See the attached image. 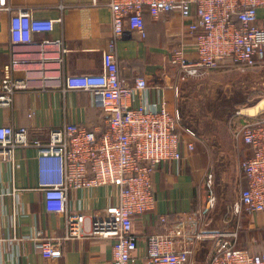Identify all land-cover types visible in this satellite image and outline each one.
<instances>
[{
  "label": "built area",
  "instance_id": "1",
  "mask_svg": "<svg viewBox=\"0 0 264 264\" xmlns=\"http://www.w3.org/2000/svg\"><path fill=\"white\" fill-rule=\"evenodd\" d=\"M113 37L102 54L99 73L57 75L46 72V49L58 47L60 66L68 52L62 39L37 43L41 54V78L44 82L59 81L64 93L94 92L101 99L105 116L103 130L87 129L79 123H65L49 131L48 140L30 139L28 129L13 125L0 126V163L13 166L16 149L33 147L38 152V187L43 192L44 209L64 219L62 238L44 239L36 232L35 248L44 260L62 258L61 245L66 239L102 238L112 241V263L128 264L137 250L133 233L134 218L155 208V187L152 177L165 163L179 162L180 114L166 107L164 89L172 88L178 96L179 82L199 78L223 66L249 72L264 65V29L257 25V9L264 0H109ZM0 12H9L10 53L18 56L19 48L33 44V36L53 31L57 22L36 18L29 8L13 9L8 0H0ZM151 20L174 15L180 22L173 47L165 54L170 79L164 85L149 86L146 77L127 80L120 72L115 53L116 43L125 32L145 38L143 15ZM59 21L61 19H58ZM14 63H18L13 59ZM171 79L173 81H171ZM28 89L19 79L7 75L0 88V107L10 108L15 94ZM229 130L234 141L245 145L247 154L239 162L245 185L232 214L239 219L264 212V115L247 116L237 111L230 119ZM186 150L194 151L198 136L190 129ZM212 175L207 176L208 206L197 211L199 218L215 205L211 192ZM105 187L113 191L116 203H109L102 215L91 219L70 208L69 192ZM20 189H0V215H6L4 200L13 198L18 207ZM98 214V213H96ZM196 215H178L177 222L161 216L164 233L145 240L147 264H192V243L210 239L213 249L207 264H264V232L259 239L261 250L252 252L238 246L239 224L233 229L199 230L187 236L186 227Z\"/></svg>",
  "mask_w": 264,
  "mask_h": 264
},
{
  "label": "crops",
  "instance_id": "2",
  "mask_svg": "<svg viewBox=\"0 0 264 264\" xmlns=\"http://www.w3.org/2000/svg\"><path fill=\"white\" fill-rule=\"evenodd\" d=\"M108 1L8 0L13 9L29 8L34 17L57 22L53 31L35 34L33 44L19 48L17 52L22 54L12 56L9 43L10 14L0 12V88L7 75L28 85V89L15 94L10 108L0 107V126L27 128L30 139H39L42 142L48 140L51 129L59 128L65 123L76 122L90 130H103L106 127L98 94L92 91L64 93L58 80L53 82L42 80L40 69L43 58L39 54L37 43L56 39L64 41V47L68 52L63 57L62 66L57 61L59 48L46 49L45 69L50 74L57 75L61 71L71 75L101 72L102 54L113 37ZM145 23V38H141L137 33L125 32L116 43L115 53L119 69L127 80L143 76L146 77L149 86L164 85L170 81L164 78L169 72L166 70L164 57L174 45L173 36L181 30L180 22L174 15H168L156 21L146 18ZM257 25L264 29V7L257 9ZM13 59L18 63H14ZM262 69L264 65L255 70ZM179 85L181 87V84ZM164 97L170 113L179 111L177 96L172 88L164 89ZM185 128L186 125L182 123L181 161L160 165L152 177L156 200L154 210L134 218L133 233L138 239V244L128 264H147L145 240L150 235L164 233L165 226L159 222L161 216H168L169 221L174 224L180 214L189 216L195 214L197 220L186 227L187 236L206 229L230 230L238 223L239 230L242 229L239 246L254 253L262 248L259 239L262 231L264 232V212L248 215L241 224L242 216L236 219L232 214L234 204L227 206L220 213V203H217L218 205L215 203L212 208L206 210L205 216L198 217L196 212H203L208 206L206 182L208 174L214 173L212 180L216 189L220 187L219 182H216L219 166L211 157H220L225 152L227 154L225 146L231 145L232 142L215 140L217 145L212 146L209 141L205 143L197 138L194 142V151L190 152L186 150L189 137L183 131ZM239 143L244 158L247 152L244 145ZM211 148L217 153L213 154ZM12 156L13 166L9 163H0V189L18 188L20 192L17 208L13 198L4 200L6 215H0V264H113L112 241L102 238L63 240L62 258L58 260L42 258L35 248L36 232H40L44 239L62 238L65 235L64 219L48 214L44 209L43 192L38 187L37 150L33 147L20 148L16 149ZM238 174L240 188L245 185V181L240 173L239 163ZM239 192L240 189L237 197ZM113 194L110 187H100L92 191L69 192L68 199L72 211H81L93 219L95 215L97 217L102 215L109 203L117 202ZM238 199L239 197L237 201ZM192 247L190 263L207 264L213 249V241L195 240Z\"/></svg>",
  "mask_w": 264,
  "mask_h": 264
},
{
  "label": "rangeland",
  "instance_id": "3",
  "mask_svg": "<svg viewBox=\"0 0 264 264\" xmlns=\"http://www.w3.org/2000/svg\"><path fill=\"white\" fill-rule=\"evenodd\" d=\"M178 86L176 103L181 115L180 126L183 123L199 140L209 141L212 146L217 145L215 140L232 142L225 146L227 154L225 152L220 157H211L219 166L216 182H219L220 187L216 189L213 173L210 190L216 198L215 203H220L219 211L222 213L227 206L237 201L240 189L238 163L243 158L240 143L232 140L229 133V122L237 111L250 109L264 101V69L247 72L235 66H223L202 77L179 82ZM256 114L264 115V110ZM215 151L213 154L217 153Z\"/></svg>",
  "mask_w": 264,
  "mask_h": 264
},
{
  "label": "bare ground",
  "instance_id": "4",
  "mask_svg": "<svg viewBox=\"0 0 264 264\" xmlns=\"http://www.w3.org/2000/svg\"><path fill=\"white\" fill-rule=\"evenodd\" d=\"M261 110H264V101H261L259 104L254 107H251L250 109L242 110L241 113L247 116H252Z\"/></svg>",
  "mask_w": 264,
  "mask_h": 264
},
{
  "label": "trees",
  "instance_id": "5",
  "mask_svg": "<svg viewBox=\"0 0 264 264\" xmlns=\"http://www.w3.org/2000/svg\"><path fill=\"white\" fill-rule=\"evenodd\" d=\"M146 18H149L150 19V17H149V15L147 14V13H145L144 15H143V23H145V21H146ZM145 28H146V23H145ZM146 32V31H145ZM241 142V141H240ZM241 144H243L242 142H241ZM244 145V144H243ZM244 149H245V145H244ZM245 151H246V149H245ZM243 213V215H242V217H241V220H240V223L241 224H243V221L245 220V217H247L249 214H247V213H245V212H242ZM241 230L242 229H240V233H239V240H240V236H241ZM262 233H263V231H262ZM240 242V241H239ZM239 242H238V246H239Z\"/></svg>",
  "mask_w": 264,
  "mask_h": 264
}]
</instances>
